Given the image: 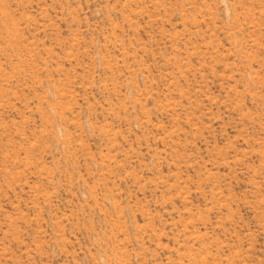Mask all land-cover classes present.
Returning <instances> with one entry per match:
<instances>
[{
  "label": "rangeland",
  "instance_id": "1",
  "mask_svg": "<svg viewBox=\"0 0 264 264\" xmlns=\"http://www.w3.org/2000/svg\"><path fill=\"white\" fill-rule=\"evenodd\" d=\"M0 264H264V0H0Z\"/></svg>",
  "mask_w": 264,
  "mask_h": 264
}]
</instances>
